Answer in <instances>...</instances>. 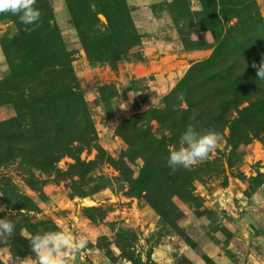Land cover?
Here are the masks:
<instances>
[{"label": "rangeland", "instance_id": "1", "mask_svg": "<svg viewBox=\"0 0 264 264\" xmlns=\"http://www.w3.org/2000/svg\"><path fill=\"white\" fill-rule=\"evenodd\" d=\"M117 1L37 0L41 19L31 32L0 14V218L15 225L0 238V264H24L34 258L31 236L61 229L89 240L74 264H264V80L245 83L250 99L224 113L225 124L218 101L199 119L189 114L197 130L222 134L220 147L173 171L167 184L152 167L146 178L154 186L142 194L128 178L139 176L144 159L131 150L127 124L139 120L163 134L167 150L178 146L182 133L161 120L177 121L181 100L167 98L188 75L180 92L189 109L200 76L222 64L247 74L252 58L264 60V0H122L124 12ZM20 89L51 94L49 110L39 103L30 125L20 117L18 126L17 110L5 103ZM54 118L62 126L56 138ZM22 127L46 140L9 152L3 134ZM67 143L79 148H65L45 168ZM167 150L159 152L168 159ZM101 179L105 186L93 192Z\"/></svg>", "mask_w": 264, "mask_h": 264}, {"label": "trees", "instance_id": "2", "mask_svg": "<svg viewBox=\"0 0 264 264\" xmlns=\"http://www.w3.org/2000/svg\"><path fill=\"white\" fill-rule=\"evenodd\" d=\"M120 3L119 10L124 12L126 10L125 4L122 0H118L117 4ZM122 3V4H121ZM254 59V60H253ZM257 59L252 58L251 64L253 62H256ZM258 78L256 74V69L251 68V71L249 73H244V71H239L233 69L230 65L222 64L219 65L218 68H215L209 72L208 75L200 76V85H193V93L189 95L188 100L189 102V109L179 108V112L177 110V115L179 116V119L177 121H174L172 118L168 117L165 121L161 120L163 122L164 128L168 129L171 132L176 133V136H179L180 133H183L186 130L187 125L189 124L188 121V115L190 114L191 118L194 117V119H199L202 116L201 110H205L206 107H208L209 104H212L214 101H218L220 103V109L219 112L222 116L219 117V120L224 122V124L228 121V119L223 115L224 113L231 112L232 108H236L237 102L240 100L250 99L249 95H244V88L245 83L252 79ZM206 79L208 82L206 83ZM217 82L219 85V91H213L207 93L206 90H204V85L207 87L208 84L211 82ZM189 76L186 75L177 85V87L174 89V92L169 95L167 99H170V97L174 96L176 93L181 94L180 90L184 89L186 86H189ZM51 93L55 96L53 92V87L50 88ZM184 92V91H183ZM18 94L11 95L12 97H9L8 101H5V103H12L15 107V109L18 112V116L16 118L17 125L20 124V117H25L28 119V125L31 123L33 124L35 121V113L38 110V104L42 103L44 108L49 110V105L51 103L50 96L48 90L40 92L39 95L33 96V95H26L25 91L20 89ZM76 95L81 96L80 92H75ZM244 96V97H243ZM56 97V96H55ZM177 97V95H175ZM41 100H39V99ZM241 102V101H240ZM180 101H177V105H179ZM192 110L195 114H192ZM149 114L151 113L148 112ZM149 114H144L145 116ZM172 120V121H171ZM193 120V119H191ZM54 127L52 128V136L53 138L57 137L58 130L59 134L62 129V126L58 124L56 118H54ZM133 123V124H132ZM139 120H134L127 122V124L130 126L132 135L130 137L133 138L131 140V150L137 151L139 155H141L144 159V165L141 168L140 174L136 179H133L131 177L128 178L131 182V185L134 189L137 190L139 194H142L144 191L150 190L154 185L152 184V181H149L146 177L149 173L155 171L156 169L152 167L159 166L160 171L162 172V179L164 180V183L167 184L170 178H174L175 172H173L172 169L168 167L167 164V158L162 157V153L159 152V150L165 152L166 145H165V137L162 136L159 137L158 133H154L149 128V125L141 124V126H138ZM1 125H5V123H2ZM19 132L15 135H5L7 136L6 143L9 147L6 149L11 152L14 151L16 154L17 152H26L30 151L32 148V144H41L46 140L43 136H34L30 129L26 131L25 128L22 127V129H19ZM231 134L234 131V127L230 126ZM13 134V133H12ZM15 136V137H13ZM59 136V135H58ZM13 137V139H11ZM8 138H10V141H8ZM22 138H25L26 141L22 140ZM14 140V141H13ZM86 140V139H85ZM17 142L18 145L14 144L13 142ZM91 140H86L85 142L88 144ZM67 148L68 152L76 151L79 147L73 146V143L68 145H64V149L62 148L60 151L51 153L50 156L47 158L45 163V168H54V163L63 155V151ZM168 153V150H167ZM158 156L162 161L159 163L154 164V161L158 160ZM83 167L84 164L79 162L77 166ZM122 171V170H121ZM129 168L124 165L123 167V174L127 176L129 174ZM188 177V176H187ZM152 178H157L152 177ZM105 184L103 183V180L99 181L98 185L93 189V192L104 187ZM179 189H175L176 192L182 193L183 190H185V186L179 185ZM184 194V193H183ZM133 264H149L148 262L142 260L141 258H133L132 260Z\"/></svg>", "mask_w": 264, "mask_h": 264}, {"label": "clouds", "instance_id": "3", "mask_svg": "<svg viewBox=\"0 0 264 264\" xmlns=\"http://www.w3.org/2000/svg\"><path fill=\"white\" fill-rule=\"evenodd\" d=\"M37 0H0V14L10 13L18 17L19 22L25 26L26 32L34 31L33 26H38L41 12L35 7ZM259 80H264V60L259 64L253 62ZM181 108L187 106L182 102V94H178ZM155 98L152 100L154 104ZM194 119V117H193ZM223 137L214 129L197 130L196 126L189 123L181 134L178 146H169L167 164L173 171L179 168H190L208 158L210 153L220 147ZM5 208L0 207V212ZM11 210L8 211V215ZM15 230L14 223L8 219L0 218V238L11 236ZM89 240L83 237H74L65 230L46 231L37 233L29 238L33 256H28L24 264H74L78 253L87 247Z\"/></svg>", "mask_w": 264, "mask_h": 264}]
</instances>
